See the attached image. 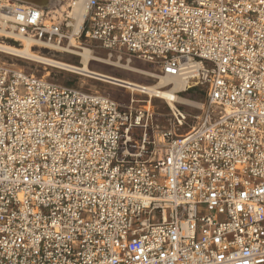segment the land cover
Here are the masks:
<instances>
[{
	"label": "built area",
	"instance_id": "built-area-1",
	"mask_svg": "<svg viewBox=\"0 0 264 264\" xmlns=\"http://www.w3.org/2000/svg\"><path fill=\"white\" fill-rule=\"evenodd\" d=\"M78 1L0 0V34L71 47ZM83 1L80 46L203 90L202 111L160 129L149 96L0 59V264H264V0Z\"/></svg>",
	"mask_w": 264,
	"mask_h": 264
},
{
	"label": "rangeland",
	"instance_id": "rangeland-1",
	"mask_svg": "<svg viewBox=\"0 0 264 264\" xmlns=\"http://www.w3.org/2000/svg\"><path fill=\"white\" fill-rule=\"evenodd\" d=\"M23 43L25 42H20L16 39L0 34V44H3L5 46L23 49L25 48ZM31 44L32 47H30L29 49L34 54L71 64L81 63L82 57L76 54L81 51V49L79 48H73L70 51L60 49L51 50L39 44ZM82 46L86 45L83 44ZM90 49H92L95 55L103 61L109 59H111L113 63L121 61L123 65L130 64L133 68L147 71L153 76L142 74L140 72L132 71L127 68L118 67L113 64L104 63L97 60H92L90 63V67L94 71L110 74L121 78L131 79L141 84H156L160 82V75L158 76L157 74L158 71L152 64L144 60L131 58L129 62L127 56H124L122 60H118L116 56L109 57L108 52L101 48L90 47ZM0 59L2 61H5L11 67L21 69L27 73H33L35 75L48 78L50 81L58 84L71 85L84 91L99 92L109 95L111 98L121 104H129L132 94H134V98L139 99L138 103H136L137 105L146 104V102L143 100H148V98L150 97L149 95L143 94L138 90L134 91L118 84L97 79L82 72L70 69L69 67L58 66L55 64H43L41 62L22 58L13 54L6 53L4 51H0ZM171 85L168 88L172 87ZM189 90L183 91L179 94L183 98L189 99L191 103H178L181 108H183L191 115L188 117L187 124H185V126L181 128V132L187 131L192 125L195 124V122L197 121L196 116L201 113L202 105L205 101V94L203 90L198 89L197 93L190 92ZM151 97L152 107L156 114L154 123L158 124L160 129L168 127L170 114L169 104L163 99L154 96Z\"/></svg>",
	"mask_w": 264,
	"mask_h": 264
},
{
	"label": "bare ground",
	"instance_id": "bare-ground-1",
	"mask_svg": "<svg viewBox=\"0 0 264 264\" xmlns=\"http://www.w3.org/2000/svg\"><path fill=\"white\" fill-rule=\"evenodd\" d=\"M5 2H8L10 0H3ZM19 3H24L25 5H36V6H41V7H46L49 8L53 2L56 0H15ZM86 12V6L83 0H79L73 7L72 10V16L75 18V22L73 23V30L70 35V46H62L58 43L55 42H50L44 44L43 47L51 49V50H66L70 51L73 48H79L81 51L78 54L79 56L82 57L81 63L80 64H71V63H66L63 61H58L54 60L51 58H47L45 56L37 55L31 52L29 49L32 47L31 42L27 41L23 43L24 47L23 49H17L14 47H9L5 46L3 44H0V51H4L9 54H13L22 58L34 60L37 62H41L43 64H55L58 66H64V67H69L70 69L76 70L78 72H82L86 75L92 76L97 79H101L107 82H111L114 84H118L121 86H124L126 88H129L131 90H140L144 94H147L152 98L151 96L163 99L167 101V103L171 106L174 107L177 102L183 103V104H189L190 101L187 98H183L179 94L182 93L185 90V83L174 76H160V82L156 84H141L139 82H136L131 79H126V78H121L117 76H113L110 74L94 71L90 67V63L92 60H97L100 62L104 63H109L113 64L118 67L122 68H127L132 71L140 72L142 74H147L150 76H153L147 71L139 70L136 68H133L130 64L123 65L121 61L113 63L111 59L103 61L99 59L95 53L93 52L92 49L86 47V46H80L76 40L74 39V35L79 32L81 25L83 23L84 15ZM74 53V52H73ZM105 60V59H104ZM130 62V60H129ZM155 76V75H154ZM172 84V85H171ZM172 86L168 88L169 86ZM178 91H182L180 93H177ZM191 104V103H190Z\"/></svg>",
	"mask_w": 264,
	"mask_h": 264
},
{
	"label": "trees",
	"instance_id": "trees-1",
	"mask_svg": "<svg viewBox=\"0 0 264 264\" xmlns=\"http://www.w3.org/2000/svg\"><path fill=\"white\" fill-rule=\"evenodd\" d=\"M197 90L196 88H192L191 90H189L190 92H194V93H197Z\"/></svg>",
	"mask_w": 264,
	"mask_h": 264
}]
</instances>
